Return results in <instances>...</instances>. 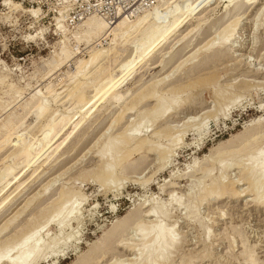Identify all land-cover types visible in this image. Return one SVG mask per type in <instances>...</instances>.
I'll use <instances>...</instances> for the list:
<instances>
[{
	"label": "rangeland",
	"instance_id": "1",
	"mask_svg": "<svg viewBox=\"0 0 264 264\" xmlns=\"http://www.w3.org/2000/svg\"><path fill=\"white\" fill-rule=\"evenodd\" d=\"M8 1L10 0H0V76L2 74L7 76L5 77V84H0V101H10L13 89H9L8 84L13 83L15 88L21 89L18 101L20 100L23 103L44 84L48 82L53 83V85L58 84L59 79L64 78L67 72L70 74L73 72L74 64L73 60H70L60 66L59 70L53 71L50 74L52 76H49V80L47 79L48 75H46L49 69L46 60L51 58L54 51L60 50L62 45L61 33L56 30L55 18H62L65 27L62 34L65 37L64 42L66 44L72 43L69 46L75 45L71 32L75 30L77 22L71 23L70 20L68 21L67 13L71 0H11L19 3L20 7L18 6V8H10L7 4ZM226 1L228 0H222L217 5L212 1L202 12V16L206 20L205 23H202V28L200 27L198 31L187 34L188 29L193 26L190 24H194L192 20L159 49V52L156 51L150 62L138 68L129 81H126L128 83L123 84L122 90L126 88L128 90L127 93L125 92L127 98L124 101L122 100L124 103L122 101L121 105L109 103L96 110L91 115L93 117L86 121L89 124L85 123V127L83 126L76 133V138L73 137L66 146L67 148L62 150L61 157L52 166L44 168L38 178H34L32 181L30 180L31 183L27 182L25 184L23 190L0 215V225L7 218H13V212L22 211L25 205L22 203L26 202V198H34V194L36 198L31 202V208L24 210L15 219V223L13 221L4 234L0 235V242L6 241L5 237L8 238L12 235L15 224H19L17 227L24 224H26L25 227H29L32 224V219L30 222H25V220L33 215L37 216V220L41 218L42 206L56 198L59 187L64 185L70 190L80 189L85 196V200H78L75 205L80 212L81 219H73L63 232V235L72 230L76 233L79 238L76 247H70L68 252L61 256L56 264H72L77 259L76 257L83 256L88 249L90 250L85 259L77 261L75 264H86L85 261L92 256H95L92 264H114L119 259H123L124 264L131 261L133 263L139 262L140 258L134 255L142 243L140 232L137 231L135 225L136 219H142L143 224L147 223L146 225L150 227L164 224L167 227H174L178 231L179 241L176 247L169 250L166 257L159 261V264H247L245 259L248 258V254L252 255L256 264H264V207L248 201L250 199L248 191L237 198L230 196L212 197L209 201H203L199 204L197 209L185 208L189 202L198 201L199 187L202 182L209 181V176L203 178L204 174L200 169L210 167L209 164L211 163V165H215L213 175H219L222 171L221 165L217 162V157L221 155H216L213 152V156L209 155L207 161L205 159L212 150L220 148L224 150L223 152L230 151V154H222L228 160L239 158L236 160L246 161L247 157H250L258 161H264V135L257 139L259 141H253L251 137L255 132V128L264 123V17L259 20L260 24H258L257 29H253L256 12H259L261 8L260 11H264V8L260 7L264 5V0H257L250 6L244 7L238 15L241 16V19H239V24L234 30L235 32L233 31L234 35L231 36V39L236 40L238 45L240 44L239 48L223 51L222 54L216 53L220 55L219 58L214 59V62L210 61L209 66L207 64L197 65L198 62L202 63V61H199L203 55L202 49L197 51L195 57H187L201 46H204L207 41L212 39V36H217L214 33L220 31L225 26L224 24L228 23L227 17L221 16L223 4ZM162 4L163 1L152 9L146 10L151 11L152 16L157 18V15H154L156 9L163 10V12L166 10L165 6L167 5L162 6ZM34 7L38 12L37 16L29 11L30 8ZM129 37L125 45L127 49L123 54L124 56L130 55L135 48L142 47L139 44L140 42L137 41L138 36L136 34ZM109 42L107 37H103L100 42H96L98 44L94 45L101 48L102 46H110ZM172 43L176 44L174 45L175 52H173V56H176L169 61V57L172 55L163 56V54L169 46H172ZM89 46L84 41L75 45V48H77L76 58H87L90 50ZM112 55L109 56L110 59L101 62L103 63L101 67H104V70L99 68L94 75L89 77L88 84L85 86V88H88L84 89L85 94L92 95L94 93L93 85L96 87L97 84H102L99 80L101 77L106 75L119 76L120 72L117 67H119L118 63L123 58H118L115 61V57ZM161 57L164 66L159 65L156 67V62L162 60ZM185 57L188 59L175 71L170 78V83L176 81L172 85H179L180 83L182 86L189 87L191 85L188 92H182L181 103L173 108L174 111L170 108L162 117H159L160 119H157L158 122L148 127L149 130L143 127L140 134L149 140L156 141V145L167 147L171 153H168V157L162 161L158 159L156 151L147 152L146 148L135 151L129 159L124 161V173L118 175L120 176L118 190L112 191L103 188L100 182L96 181V172L102 163L96 153L100 140L109 132L117 133L130 126L127 124L136 125L145 118L146 113L156 104L155 99H146L138 103L137 107L132 112L130 111L131 114H127L115 126L109 128L121 112L126 113V105L130 106L137 94H140L155 80L170 73L178 61L183 60ZM108 67L112 68L111 73ZM107 70H109L108 73ZM104 80L105 77L102 81ZM167 80L165 79L166 82L164 81L165 83L162 84L164 89L170 87L168 85L169 80ZM189 81L191 82L188 83ZM65 83L63 89L67 88L69 78H65ZM215 84L219 86L223 93H226L224 94L226 98H238L234 104L225 107L224 104H220L224 101L223 98L219 99L220 101L218 99L214 100V97L210 94H213ZM65 92L64 90L63 94ZM14 103L10 106H13ZM18 104L19 102L16 103V105ZM50 106L58 114H71L75 111L71 109H74L73 107L77 105L62 98L61 101L56 103L51 102ZM32 111L28 116H25L26 119L24 118V123L21 126L19 125V129L17 128L18 133L23 132L20 134L24 136L21 143L28 142L25 139L31 140L33 137L40 136V123L37 124L38 121L34 122L36 111ZM191 116L196 117L195 121L190 120L189 123L191 124L196 125L201 124L202 121L204 122L205 125L201 133H197L189 125H184ZM187 126L189 127L187 128ZM153 129L161 130L163 134L176 132V135L182 137L178 142L170 143L166 137L157 139L152 137L151 132H153ZM174 129L178 130L175 131ZM244 129H247L243 133L244 135L233 137L244 131ZM132 132V130L131 132L129 130L127 134L131 135ZM243 137L247 139L244 140ZM226 139H230L227 141L228 143ZM247 140L250 141L247 142ZM242 144L246 145L243 146ZM9 152L10 150L0 152V166L2 165L1 159ZM21 163L19 162V165ZM19 165L17 171L22 168ZM239 171L240 167L237 165L227 168L225 171L226 179L236 180L240 175ZM49 180L51 183L45 191L47 194L44 193L38 197V193L43 191V187L50 182ZM237 187L238 189H246L247 184L241 182ZM171 194L174 195V200L171 199ZM152 207L155 214L153 216L145 214ZM191 211L196 212L194 217H190ZM128 214H130L128 218L131 221L129 220L125 231H112L103 236L116 220ZM14 215L16 217L17 214L14 213ZM146 221L152 222L149 224ZM57 229L56 225H49L43 237L53 236ZM99 239L97 246H92V243ZM123 243H130L133 246L136 245V247H133L131 251H126L122 245ZM107 245H110V248L106 253H103L105 255L102 254L101 256L100 248ZM134 251L135 253H133ZM132 257L137 259L134 260ZM130 258L132 259L128 260ZM38 264L54 263H52L51 258H48Z\"/></svg>",
	"mask_w": 264,
	"mask_h": 264
},
{
	"label": "bare ground",
	"instance_id": "2",
	"mask_svg": "<svg viewBox=\"0 0 264 264\" xmlns=\"http://www.w3.org/2000/svg\"><path fill=\"white\" fill-rule=\"evenodd\" d=\"M83 1H87L90 5H92L91 0H71L67 17L68 21L70 20L71 23L77 22V24L75 23V30L71 32L74 44L77 45L81 41H84L86 44L90 45V50L88 52L87 58H76L77 48H75V45L69 46L72 43L66 44L64 42L65 37L62 34V32L65 31L64 23L61 17H56V30L61 33L62 45L60 50L54 51L51 55V58L46 60V64L49 65L48 72L46 73V75H48L47 79H49V76H52L50 74L53 71L59 70L60 66L70 60H73V72L71 74L67 72L64 78L62 77L59 79L58 84L53 85V83L51 82L44 84L41 88L37 89L28 100L24 101L23 103H21L20 100L18 101L21 95V89L15 88L14 84L10 83L8 84L10 87L9 89H13V95L10 96V101H0V152H2L3 150H10L9 153H6L8 155L5 154L6 156L4 158L2 157L3 159H1L2 165L0 166V215L4 213L11 202H13L15 197L20 193L21 190H23V187L25 186V184H27V182L31 183L34 178H38L44 168L52 166L54 162H56L61 157L62 150L64 148H67L66 146L71 142L72 138L75 137L76 133L80 129H82L86 121H88L90 117H93L91 115L96 110H98L99 108H103V105H107L109 103L120 105L122 104L121 101H124L127 98L126 93L128 92L127 88L125 90H122V88L128 83L126 81H129V79L133 74H135L138 68H140L143 64H148L154 53L161 49L168 41H170V39L175 36V34L179 32L188 22H191L193 20L192 23L194 24H190L193 26L188 29L187 34L192 31H198L200 27L202 28V23H205L206 21L204 20L205 17L202 16V12L204 11V9L208 7L212 1L213 3H216L215 5H217L222 0H157L153 5L152 3L148 4L152 5V7H145L142 10L138 11L140 13H137V11L135 10L139 8L140 5L145 1L140 0L141 3L137 1L133 2L132 5L130 4L128 6L127 10H123L124 6H120L118 4L119 7L116 10V16L113 19L105 18L103 15L99 14V12L96 11L95 6H100L102 3H104L103 0H99L97 4H93L92 6L94 7V9L89 13H85L83 10H80L79 7L81 6V4H83ZM161 1H163L162 6H164L165 4L167 5L165 6L166 10H164L163 12V10L161 11L160 9H156V14H154L157 15L156 18L152 16L151 11H147L146 9H152L153 7L160 4ZM256 1L257 0L226 1L223 4V12L221 16L227 17L228 23L224 24L225 26L222 27L220 31L218 30L216 33H214L215 35L217 34V36H212V39L207 41L204 46H201L194 52L192 51L193 53L191 52L192 54L187 57H195L194 55L197 53V51H201L202 49L203 55L199 60L202 61V63L198 62L197 65L201 64L200 66H203L204 64L208 65L210 61L219 58L218 56L220 55L216 53H221L227 50L231 51L239 48L240 44L238 45L236 43V40L231 39V36L234 35V30L239 24V19H241V16L239 17L238 15L244 7L250 6ZM7 4H9L10 8H18L19 6V3L12 2L11 0L8 1ZM260 7L264 8V5ZM71 10L73 12L78 10L77 12L80 16L75 17L73 13L70 14ZM260 10H262V8L259 9V12H256L255 14L256 21L254 23V30H256L258 24H260L259 20L264 17V11L261 12ZM29 11H31L35 16H37L38 14L35 7L30 8ZM132 34H136V36H138L137 41L140 42L139 44L142 47L139 46L141 49L139 47V49L135 48L134 51L132 50V53L130 55L124 56L123 54L127 49L125 45L129 40L128 38H130L129 36H131ZM185 36L187 35L185 34ZM103 37H107L109 39L110 46H102L101 48L96 47L97 45L94 44H98L96 42H100ZM92 44L94 46H91ZM171 45L172 46H169L168 50L166 52L164 51L165 53L163 54V56H166L167 54L172 55H169L171 56L169 57V61H171L176 56H173V52H175L174 45L176 44L172 43ZM140 50L142 52H138ZM112 54L115 57V59L113 58L115 61H117L118 58H123V60H120V62L118 63L119 67H117L119 69L118 71L120 72L119 76L112 77L106 75L108 78L106 76L101 77L99 80H101L102 84H97L96 87L93 85L94 93L92 95L85 94L84 89L88 88H85V86L88 84L87 81L89 77L94 75V73L97 72L99 68H103L104 70V67H101L103 64L101 62L105 59H110L109 56H111ZM162 57L160 59H162ZM187 57H185L183 60L178 61V63L174 66V69L171 70L170 73L162 78L155 80L151 85L147 86L142 91L140 90V94H137V96H135L133 103L131 102L130 106L126 105V113L123 114L121 112V114L113 120L109 128L115 126V124L118 123L127 114H129L130 111L132 112L137 107L138 103L146 99H155L156 104L153 105L152 108L146 113L145 118H143L136 125H132V123L127 124L130 126H127L124 130L117 133L109 132L107 133V135L105 134V137L102 138L103 140L101 139L100 142L97 141L99 142V144L96 153L102 160V163L101 166H99L97 169L96 181L100 182V185L103 188L111 189L112 191L118 190V185H120L118 184V180L120 177L118 175L124 173V161L129 159L130 155L135 151L142 150L143 148H146L147 152L156 151L158 159L162 161H164L168 157V153H171V151L169 152L170 149H168L167 147L156 145V141L149 140L148 138H145L140 134L143 131V127H151L155 122H158L157 119H160L159 117H162L166 111H168L170 108H176V106L181 103L180 97L181 94H183L182 92H188L189 87L191 86L190 84H188L190 85L188 87L182 86L181 83L179 85H172L176 81L170 83V78L174 75L175 71H177L183 65L184 61L188 59ZM159 65H161L162 67L164 66L163 59L156 62V67ZM109 68L111 73L112 68L108 67V69ZM108 72L109 70H107V73ZM5 77H7L6 74H2V76H0V84H5ZM66 77L69 78V83L67 85V88L63 89L66 85ZM104 77L105 80L102 81ZM165 79L169 80L168 85H170V87L168 89H164V86L162 87V84L166 82ZM190 82L191 81H189L188 83ZM194 84L197 85L196 83ZM64 90L66 92L63 94ZM212 92L214 95L212 93L210 95L214 97V100L218 99V101H220L219 99H224V101H222L224 103L221 102L220 104H224L225 107L234 104V102L238 99L226 98L224 95L226 93H223L218 85L215 86V89ZM61 94H63V96H61ZM62 98H65V100H68L74 105H77L76 107H73L74 109H71L75 110L73 111V113L58 114L57 111L52 110L50 103L61 101ZM13 102H15L14 105L10 106V104H12ZM18 102L19 104L16 105V103ZM32 110L36 111L35 119H33L34 122L38 121L36 123H40V136L33 137L31 140L25 139V141L28 142L21 143L22 137L24 136H21L20 134H22L23 132L18 133L19 131H17V128L20 127L22 123H24L23 120L24 118L26 119L25 116H28V114L33 112ZM172 111H174V109ZM190 120L195 121L196 117H189L186 120L187 123L185 122L186 124L184 125H189L191 129H193L197 133H201V130L205 125L204 122L202 121L201 124L198 123L195 125L189 123ZM86 124H89V122ZM189 126H187V128ZM256 128L255 132H253V135H251L253 141L261 138L264 135V123L257 128L258 130ZM129 130L130 132L131 130L133 131L131 135L127 134ZM177 130L178 129H176L175 131ZM246 130L244 129V131L238 133L233 137L235 138L244 135L243 133ZM152 131V137L156 139L159 137H166L170 143H176L182 137L181 135H176V132H167L166 134H163L161 130L153 129ZM246 139L247 138H245L244 140ZM229 140L230 139H226V142ZM248 141L250 140H247V142ZM242 145L245 146L246 144ZM223 151V149L218 148L216 150H212L211 153L206 156L205 159L207 161V157L209 155H212L213 152L216 155H221L219 157H216L218 158L217 162H219L222 167V171L219 175H213V169H215L214 164L211 165L210 163V167H202L200 170H202L204 174L203 178H205V176H209V181H201L202 185L199 187L200 195L198 196V201L189 202L185 206V208L197 209L199 204H201L203 201H209L210 199H212V197L221 198L223 196H230L237 198L244 194V192L246 191H248V196H250V199L248 201L264 207V161H258L250 157H247L246 161L242 159L237 161L239 158H235V160H228V158H225L222 154H230V151ZM237 151L239 150L237 149ZM19 162H22L21 165H19ZM18 165L22 166V168L17 171ZM233 165H237L240 167V175L236 180H227L225 171L227 170V168ZM241 182L247 184L246 189H241L240 187V189H238L237 186L241 184ZM50 183L51 181L47 185L45 184L46 186H42L43 191L41 193H38V197L44 193L47 194L45 191L50 186ZM35 198V194L34 198H26L29 201L27 202L26 200L27 203H22L25 204L22 211H15L12 215L13 218L9 216L10 218H7V220L5 219L6 221H4L2 225H0V235L4 234V232L9 228L13 221L15 223V219L19 215H21L24 210H27V208L31 206V202H33ZM171 199L174 200L173 194H171ZM78 200H85V196L80 189L70 190L64 185L59 187L58 196L49 201L45 206H42L43 209L41 211V218L37 220V216L33 215L31 218L29 217L28 220H25V222H30L32 219V224L29 227H25L26 224L20 225L21 227H17V225L19 224H15L13 226L14 232L12 231V235L8 236V238L5 237L6 241L0 242V264H38L39 262L47 260L48 258H51L52 263L56 264L59 258L61 256H64L68 252L70 247H76L77 241L79 240L76 233L72 232L73 230L63 235L66 226H68L73 219L79 220L80 218V212L77 210V206H75ZM14 213L17 214L16 217H14ZM190 213V217H194L196 215L195 211H191ZM145 214L153 216V214H155L153 207L147 210V213ZM129 215L130 214L122 217L119 220H116L103 236H106L109 232L112 231H125L129 224V220L131 221V219L128 218ZM33 220L35 221L33 222ZM141 222L142 219H136L135 225L137 227V231L140 232L139 235L141 237L142 243L140 248L137 250V253H135V251L133 252L135 253L134 255L137 256V258H140V260L137 263H133L132 261V263H129L159 264V261L166 257L167 252L169 250H173L176 247V244L179 241L178 231H176L174 227H167L164 224H157L156 226L151 225L154 227H150L146 225V222H144L146 223L145 225L143 224V222L141 224ZM52 224L56 225V227L58 228L57 232L53 236L44 238L43 234L46 232L47 227ZM99 241L100 239L92 243V246H97ZM122 245L124 246L126 251H131L133 247H136V245L133 246V244L130 243H123ZM109 246L110 245L100 248L99 252L101 253V256L103 253H106V251L110 248ZM89 250L90 249H88L83 256L76 257L77 259L74 260L72 264L85 259V257L88 255ZM94 258L95 256H92L91 258L87 259L85 263L92 264ZM132 258L134 259V257ZM132 258L128 260H131ZM137 258H135L134 260H136ZM122 260L119 259L114 264H124ZM245 261H247V264H256L251 254H248V258L245 259Z\"/></svg>",
	"mask_w": 264,
	"mask_h": 264
},
{
	"label": "built area",
	"instance_id": "3",
	"mask_svg": "<svg viewBox=\"0 0 264 264\" xmlns=\"http://www.w3.org/2000/svg\"><path fill=\"white\" fill-rule=\"evenodd\" d=\"M92 1V5L93 4H97L99 0H91ZM104 3H102L100 6H95L96 11L99 12V14L103 15L105 18L108 19H113L116 16V10L119 7L118 4L120 6H124L123 10H127L128 6L133 2H140V0H103ZM157 0H145L139 8H137L135 11H140L145 7H152V5L156 2ZM152 3V5H148ZM90 5L87 1H83V4H81V6L79 7L80 10H83L85 13H89L91 10L94 9V7ZM92 6V7H90ZM78 10H76L75 12H73L71 10L70 14L73 13V15L75 17L80 16L77 12Z\"/></svg>",
	"mask_w": 264,
	"mask_h": 264
}]
</instances>
